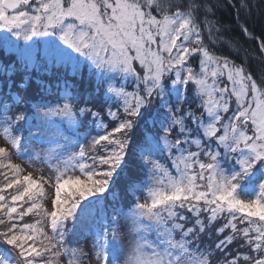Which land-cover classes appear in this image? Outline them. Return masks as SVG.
<instances>
[{
	"label": "snow or ice",
	"instance_id": "6c2138e0",
	"mask_svg": "<svg viewBox=\"0 0 264 264\" xmlns=\"http://www.w3.org/2000/svg\"><path fill=\"white\" fill-rule=\"evenodd\" d=\"M0 264H264V0H0Z\"/></svg>",
	"mask_w": 264,
	"mask_h": 264
},
{
	"label": "trees",
	"instance_id": "16d2710c",
	"mask_svg": "<svg viewBox=\"0 0 264 264\" xmlns=\"http://www.w3.org/2000/svg\"><path fill=\"white\" fill-rule=\"evenodd\" d=\"M223 22L226 23V24L230 23V21L228 19H225ZM244 47H249V46L247 44H245ZM252 47H255V45H252ZM225 54H228L227 50H225ZM250 63H251L252 71L253 72L258 71V69H259V61L258 60H253Z\"/></svg>",
	"mask_w": 264,
	"mask_h": 264
},
{
	"label": "rangeland",
	"instance_id": "374dc122",
	"mask_svg": "<svg viewBox=\"0 0 264 264\" xmlns=\"http://www.w3.org/2000/svg\"><path fill=\"white\" fill-rule=\"evenodd\" d=\"M14 162H16V163H20V161H14ZM32 169H29V171H31ZM34 175H39V173L38 172H34Z\"/></svg>",
	"mask_w": 264,
	"mask_h": 264
}]
</instances>
